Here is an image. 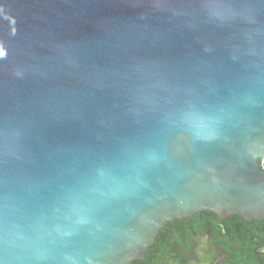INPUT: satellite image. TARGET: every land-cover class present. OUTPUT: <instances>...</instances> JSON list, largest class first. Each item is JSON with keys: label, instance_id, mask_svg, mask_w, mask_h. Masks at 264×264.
Listing matches in <instances>:
<instances>
[{"label": "water", "instance_id": "95a60500", "mask_svg": "<svg viewBox=\"0 0 264 264\" xmlns=\"http://www.w3.org/2000/svg\"><path fill=\"white\" fill-rule=\"evenodd\" d=\"M263 159L264 0H0V264L263 219Z\"/></svg>", "mask_w": 264, "mask_h": 264}, {"label": "trees", "instance_id": "16d2710c", "mask_svg": "<svg viewBox=\"0 0 264 264\" xmlns=\"http://www.w3.org/2000/svg\"><path fill=\"white\" fill-rule=\"evenodd\" d=\"M260 165L264 168L262 161ZM201 239L207 246L200 248ZM194 260L196 264H264V218L247 220L237 213L221 218L203 210L170 220L146 257L130 264H192Z\"/></svg>", "mask_w": 264, "mask_h": 264}, {"label": "rangeland", "instance_id": "374dc122", "mask_svg": "<svg viewBox=\"0 0 264 264\" xmlns=\"http://www.w3.org/2000/svg\"><path fill=\"white\" fill-rule=\"evenodd\" d=\"M204 246H207V244H206V242L204 240H202L201 243H200V248L201 247H204ZM198 252H199V255H201L203 252H206V251H198ZM191 262H192V264H196L197 263V260H194V261H191Z\"/></svg>", "mask_w": 264, "mask_h": 264}, {"label": "built area", "instance_id": "2783aa9c", "mask_svg": "<svg viewBox=\"0 0 264 264\" xmlns=\"http://www.w3.org/2000/svg\"><path fill=\"white\" fill-rule=\"evenodd\" d=\"M262 163H264V159L262 160Z\"/></svg>", "mask_w": 264, "mask_h": 264}]
</instances>
